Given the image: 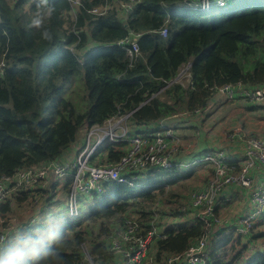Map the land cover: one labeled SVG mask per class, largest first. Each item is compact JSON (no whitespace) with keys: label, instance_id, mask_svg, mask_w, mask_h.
Listing matches in <instances>:
<instances>
[{"label":"trees","instance_id":"1","mask_svg":"<svg viewBox=\"0 0 264 264\" xmlns=\"http://www.w3.org/2000/svg\"><path fill=\"white\" fill-rule=\"evenodd\" d=\"M227 1L218 6L210 0L209 8L201 10L193 7L200 0H138L120 18L114 9L94 12L114 0H79L75 7L67 0H14L11 5L0 0V178L58 159L86 124L101 125L129 113V123L149 124L202 111L221 87L255 90L264 85V0ZM135 34L138 55L130 59L117 43ZM89 42L97 46L87 49ZM84 48L80 57L77 52ZM187 63L188 85L172 83ZM126 148L125 142L108 144L106 157L100 149L90 164L116 163ZM149 174L157 179L142 176L135 186L107 184L94 196L90 216L70 214L77 220L61 223V235L46 246L39 243L53 216L46 208L58 200L33 187L11 193L0 206V217L10 212L12 200L39 202L41 209L17 226L23 230L19 236L7 234L0 264H89L84 249L93 264H115L109 237L126 211L132 209L146 224L144 210L158 197L178 198L173 191L154 193L165 180L153 170ZM137 191L140 201L128 204ZM186 206L180 204L174 217L182 219L179 209ZM164 232L166 238L153 244L157 261L162 253L184 252L203 234V226ZM248 264H264V252Z\"/></svg>","mask_w":264,"mask_h":264},{"label":"built area","instance_id":"2","mask_svg":"<svg viewBox=\"0 0 264 264\" xmlns=\"http://www.w3.org/2000/svg\"><path fill=\"white\" fill-rule=\"evenodd\" d=\"M47 1V0H46ZM74 7L79 4V0H67ZM199 1V0H197ZM138 0H128L121 3L126 14H129ZM187 3V2H186ZM218 6H225L226 0H215ZM189 5V4H187ZM210 0H200L201 10H207ZM95 13L99 12L97 9ZM166 30L160 31L162 37L166 36ZM138 35H130L127 39L120 41V45L126 50L130 59L138 55L137 46ZM130 45V47H125ZM191 63H187L179 70V77L190 79ZM179 84V83H177ZM181 85V84H180ZM240 87V86H236ZM236 87L224 86L218 89L225 93L230 101L238 98H245L253 101L264 102V85L253 91H243L238 93ZM131 113L108 119L103 124L84 125V143L75 159L71 162L51 161L46 164L35 166L29 169L16 171L12 176L0 178V206L4 203L10 193L27 191L35 185H44L50 174L58 184L69 186L67 209L70 214L77 213V200L86 195H101L107 184H133L139 177L151 176L150 179H157L154 174L170 173L177 168L176 159L179 156L180 140L175 135L173 129L165 126L145 129L141 133L131 134L128 126V117ZM127 123V125H126ZM233 129L229 132L227 139L230 142L239 141L244 145L243 156L234 158L223 150H213L205 153L195 163L204 162L211 166L213 172L209 175L205 185L193 191L190 195L189 208L194 212L198 223L203 226V234L197 238L182 253L167 255L160 254L157 261V250L153 247L155 240H164L166 235L160 233L155 226H151L146 232L138 223V217L134 213H127L122 216V223L113 229L109 237L110 251L120 253L124 263L120 264H212L211 254L208 248L212 224L217 221L215 211L219 205V197L222 189L227 186H242L249 188L252 180L249 176L251 170L264 168V134L255 136ZM125 142L127 148L122 157L116 163L102 165H91V158L98 150L108 144H119ZM240 159L238 167L234 165ZM237 167V168H236ZM251 212L241 215L235 225V231L240 235H248L255 221L264 214V183H260L250 193ZM183 217L186 215V208H182ZM77 215V214H76ZM116 224L120 220L115 221ZM8 233L0 234V252L3 250V243ZM85 259L90 262V258L84 249ZM119 264V263H116Z\"/></svg>","mask_w":264,"mask_h":264},{"label":"crops","instance_id":"3","mask_svg":"<svg viewBox=\"0 0 264 264\" xmlns=\"http://www.w3.org/2000/svg\"><path fill=\"white\" fill-rule=\"evenodd\" d=\"M120 18H123V14H118ZM126 17V16H125ZM94 46H97L96 43L89 42L87 49L93 48ZM84 53V51H83ZM238 93H241L243 91H253L252 88H246V87H236L235 88ZM216 98L213 100V98ZM218 97V98H217ZM244 101L243 108H244V115L246 118L249 119L250 115L256 114V117L249 121L250 126L247 128L244 125H241V128L243 130H247V132H251L252 129L255 127L252 126V124H257L258 126H264V123H259V120L264 121V103L258 104V101H253L245 98H238L236 101ZM209 101L212 103H216L217 105L228 103L230 100L227 98V95L225 93H221L220 91L216 90L215 94H212L211 97L208 100L207 106L202 111L194 112V113H188V120H202L206 118V112L208 111V108L210 107ZM248 101V102H247ZM235 102V101H233ZM200 113V114H198ZM186 114V113H185ZM226 117V116H225ZM173 118H166L163 120L155 121L149 124H143V125H136L132 122L129 123L128 126L130 129L131 134L141 133L145 129L148 128H155L158 126H161L165 124V127H169L175 131L176 136L178 139L182 142H185L183 150H181V153L177 157V168L174 171V175H169V178L167 176L161 177V180H165V182L162 185L161 188L154 189V193H159L161 190H163L165 193L173 191L174 194L178 198H174L172 200H165L162 197H158L150 206L149 211L144 210V213L148 216L146 219V224L144 223V219H141L140 216H138V213L134 212L132 209H128L125 214L127 213H134L137 215L139 223L142 227V230L145 232L150 229L151 226H155L157 230L160 233H165L164 231L167 228H170L172 230H176L179 227H186L189 228L191 226L197 225L198 220L196 219V216L194 212L189 208V200L190 195L193 191H196L200 188H202L207 179L209 178L210 165L200 162L195 163V160H199L205 153L210 151L211 149H214V146H220V148H225L229 155L233 156L234 158H241L243 156L244 151V145L240 143L239 141L230 142L226 137V132H224L227 129L226 120L216 123L212 121L211 127L214 126H220L221 128H217L218 132H220V137L214 136L213 137V143L209 146H207V149H201L200 151L196 152V149L189 153L191 146H188V142L190 138L182 137L179 134L183 133L181 130H183L188 135L193 131L191 129L192 122L187 123L186 119L182 120L180 124L178 125L175 123L176 120H173ZM225 119V118H224ZM227 119V117H226ZM225 122V123H224ZM188 124V125H186ZM164 126V125H163ZM83 129H79L78 131V138L74 143L70 145L68 149H66L59 157L58 161L60 162H71L75 159L76 155L78 154L80 147H81V140L84 139V133L86 126L82 127ZM262 134H264V129L260 128L259 130ZM203 135V130H202ZM204 138V135H203ZM211 146V148H209ZM124 148V147H123ZM121 148L120 150L122 151ZM188 151V152H187ZM107 150L106 147H103L100 151V155L102 159L106 157ZM198 158V159H197ZM97 166V165H96ZM201 169V174H205V178L197 187H193L190 192L187 194V201L186 203V215L182 219H177L174 214V211H176V208L179 207V198L181 195L179 193H175L176 190L180 189L181 186H177V184L181 183L182 181H185L188 176L192 174L193 171H195L197 168ZM163 176V175H162ZM249 176L252 180V184L249 188L242 187V186H227L222 189V192L219 197V207L215 211L216 219L217 221L212 224L211 227V236L208 244V248L211 254V257L213 258L214 264L221 263V264H248V262L257 257L259 254H262L264 252V231H257L254 233L255 229L264 227V214L259 217L253 226V229L250 234L248 235H240L235 231V225L237 223L238 218L249 211L250 207V193L252 190H254L260 183H264V168L258 167V169L253 170L249 173ZM65 184H58L56 180L53 178V175L50 174L49 180L44 184H37L32 189L45 191L46 194H50L51 196L56 198L59 203L47 207L46 211L49 215H53L50 217L52 220L54 218L55 210H57V213L65 212L67 210V202H68V192L65 188ZM132 189H136L132 188ZM140 191V190H139ZM139 191L134 192L133 197L136 196L135 199H129L128 204H132L135 201H140L141 198L137 197L139 195ZM13 193V192H12ZM11 194V193H10ZM94 196L95 195H86L82 196L81 198V204L78 211V214H82L83 218L84 216H90V213L88 214L90 208L94 206ZM93 200V201H91ZM91 201V202H90ZM93 202V206H91ZM170 203L171 206L169 208H166V203ZM35 207V214L40 211L39 202L36 203ZM164 206L167 209L166 213H160V207ZM183 207V206H182ZM181 207V208H182ZM181 208L179 210H181ZM70 214V213H69ZM171 214V215H169ZM69 216V215H68ZM221 217V218H220ZM121 219H123L121 217ZM168 219L169 221L166 223H163ZM14 230L11 234H17L19 236L22 233V229ZM261 239V240H260ZM262 243V246L257 245L254 251L249 250V246L252 244ZM154 246H152L151 251ZM247 249V250H246ZM242 253L243 256H242ZM115 264L116 263H124V260L122 259V255L120 253H113Z\"/></svg>","mask_w":264,"mask_h":264},{"label":"rangeland","instance_id":"4","mask_svg":"<svg viewBox=\"0 0 264 264\" xmlns=\"http://www.w3.org/2000/svg\"><path fill=\"white\" fill-rule=\"evenodd\" d=\"M13 1L14 0H6V2L9 3L10 5L12 4ZM121 3L122 2H119L118 0H114L112 6H109L106 8H100L98 11H105L107 9H114L117 12L119 11V14H123L124 18H125L126 13L123 9V7L125 8V6H123V7L120 6ZM226 4H228L227 0H226ZM85 50H86V48H84L81 51H78L77 54L80 57H82L83 51H85ZM173 83H179L182 85V87H186L188 85L187 78L184 76L177 78L175 80V82H173ZM213 94H215V92ZM214 99H216V98L214 97L213 100ZM261 103H264V102H259L258 104H261ZM209 104H210V107L208 108V111L206 112L207 116L204 119V121H202V120L201 121L200 120L189 121L187 119L188 118L187 112L178 113V114L170 117V118L175 117L173 120H176L175 123H177L178 125L184 119H186L187 123L192 122L191 129L193 131H191V133L189 135L187 133H185L183 130H181V132H183V133H180V131H179V134L183 138L188 136V138H190L189 140H191L188 142V146H191L189 153H192L196 148H197L196 152H198L204 148L207 149V146H209L210 143L211 144L213 143V137L214 136L220 137V132H218L217 128H221V125L211 127L212 121L213 122L216 121L217 123H219V122H222L223 120L224 121L226 120V125L228 126L227 129L224 131V132H226V134H225L226 137L228 136L229 132H231L233 129H239V131L244 132L245 135H248L247 133L258 136V137L263 135L259 130H260V128L264 129V126H258L257 124L253 123L252 126H254L255 128L252 129L251 132H249V131L247 132V130H243L241 128V126L239 125V124H241V125H244L245 127L248 128L250 126L249 121L256 117V114H252V115H250L249 119L246 118V116L243 113L244 112V108L242 107L244 104L243 100L242 101H235V102L229 101L228 103L226 102L225 104H221V105H217L216 103H212L209 101ZM198 114H200V113H198ZM225 116L227 117V119ZM259 123H264V121L259 120ZM126 125H127V123H126ZM163 125L165 126V124H163ZM163 125H161V126H163ZM186 125H188V124H186ZM81 129H83V128L81 127ZM202 130H203L204 138L202 135ZM77 138H78V135H77ZM83 143H84V139L81 140V147H82ZM235 143H237V142L235 141ZM184 144H185V142H182L180 139V142L178 144L180 153H181V150H183V148L186 146V144H185V146H184ZM209 148H211V146ZM213 150H215V151L223 150V151H226V153L228 154L227 150L225 148H220V146H214V149H211L210 151H213ZM260 168H263V167H260ZM254 170H256V169H254ZM251 171H253V170H251ZM162 175H163V177L167 176L169 178V174H167V173L162 174ZM204 178H205V174H204V172H203V174H201V169L199 167L195 171H193L192 174L190 176H188L185 181H182L181 183L177 184V186H179V185L181 186V188L176 190V192H175V193H179L181 195V197L179 198V203H185L187 201V194L190 192V190L193 187H197L200 184H202ZM81 199L82 198L79 197L77 200V215H76V217H78V216L82 217V214L81 215L78 214L80 204H81ZM91 201H93V200H91ZM33 204H36V203H18L17 201L12 200L10 212L4 217H0V234L4 233V235H5L6 233H12L14 230H16L15 227L27 223L32 218L33 214L35 213V207L36 206H34ZM91 206H93V202H92ZM170 206H171L170 203H166L165 207L169 208ZM165 207L161 205L159 212L160 213H166L167 209ZM218 207H219V205L217 206V208ZM251 210H252V206L250 205L249 211L251 212ZM68 215H70L68 209L65 212L63 211L60 213H57V210H55L54 218L52 220H49L45 224L44 232L39 235V243L46 246L47 244L53 242L56 238H58L61 235V228L59 227L61 223L65 224L66 221H68V220H72V221L77 220V219H75V217H69ZM71 215H73V214H71ZM168 221L169 220L166 219L165 221H163V223H166ZM95 226H93V227H95ZM258 230L264 231V227H260V228L255 229L254 233H256ZM89 231L90 232L94 231V229L93 230L89 229ZM15 236H17V234H15ZM87 241L89 242V240H86V242ZM257 245L262 246L263 244L262 243L252 244L249 246V250L251 252L254 251ZM86 248L89 249V243H86ZM243 254L244 253H242V256H243Z\"/></svg>","mask_w":264,"mask_h":264},{"label":"clouds","instance_id":"5","mask_svg":"<svg viewBox=\"0 0 264 264\" xmlns=\"http://www.w3.org/2000/svg\"><path fill=\"white\" fill-rule=\"evenodd\" d=\"M48 14H51V9H49V13H48ZM34 23L38 25V24L40 23V21H39V20H36V21H34ZM47 35H48V34L45 33V36H46V37H47Z\"/></svg>","mask_w":264,"mask_h":264}]
</instances>
